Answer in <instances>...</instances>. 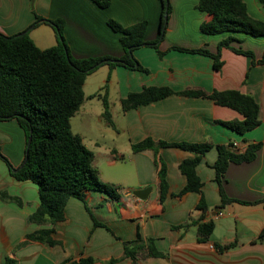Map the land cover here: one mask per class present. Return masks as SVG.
<instances>
[{
  "label": "crops",
  "instance_id": "crops-1",
  "mask_svg": "<svg viewBox=\"0 0 264 264\" xmlns=\"http://www.w3.org/2000/svg\"><path fill=\"white\" fill-rule=\"evenodd\" d=\"M243 1L248 14L264 22L260 1ZM170 3L159 49L146 45L133 51L148 72L101 66L87 76L83 105L71 121L72 131L94 153V164L103 180L121 188L119 200L104 192H90L86 203L79 198L69 200L63 222L45 226L30 223L29 216L40 205L38 187L31 181H18L4 160L15 169L22 166L26 133L15 119L0 121V153L4 158L0 157V263L11 257L19 264H80L88 259H92L91 264H264V238H260L264 231V64L258 63L264 56V37L230 31L207 35L202 23L211 17L196 8L199 0ZM162 6L161 0H110L106 8L93 0H0V32L5 36L28 32L38 48L48 49L57 46L59 38L45 19L62 20L63 36L73 58L120 59L124 55L121 34L112 30L108 21L113 19L123 27L146 22L144 39L153 43ZM38 17L42 20L34 26ZM228 37L235 39L230 48L219 49L220 42ZM177 48L220 53L221 68L216 69L214 59L206 54ZM233 49L252 52L253 56ZM105 86L113 125L104 118L102 100L91 98ZM151 86L167 87L175 93L123 111L122 101L127 95ZM187 90H200L206 95L222 91L250 95L259 105L261 124L237 133L222 121L243 120V115L207 97L180 94ZM148 138L156 143L232 144L235 153H243L250 144L263 146L254 161L231 164L227 169L224 193L237 201L221 210L214 170L216 147L207 151L196 167L203 184L201 192L176 197L187 185L179 166L194 155L170 146L133 151L132 145ZM161 165L166 168L167 183L163 201ZM146 188H150L146 198L130 193ZM201 198L206 211L198 208ZM209 221L215 223V230L207 241H199L197 223ZM180 225L187 228L175 230ZM49 228L54 229L55 245L37 241L23 244L27 235ZM138 237L144 248L133 259L125 255V245ZM148 239L163 257L147 255Z\"/></svg>",
  "mask_w": 264,
  "mask_h": 264
},
{
  "label": "trees",
  "instance_id": "trees-1",
  "mask_svg": "<svg viewBox=\"0 0 264 264\" xmlns=\"http://www.w3.org/2000/svg\"><path fill=\"white\" fill-rule=\"evenodd\" d=\"M101 8L108 7L110 0H93ZM162 1L161 24L157 39L147 43L144 39L147 23H137L130 27H123L117 21H108L109 27L121 34L124 55L120 59L104 56L98 58L75 59L70 54L68 44L63 36V21L45 19L59 38L57 46L40 49L30 38L28 32L15 36H5L0 32V121L15 119L26 133L27 149L24 162L17 171L0 153L11 170L12 176L18 181H31L38 187L39 201L35 212L29 216L30 223L40 226L55 225L65 220V207L71 198L85 201L90 192L107 193L113 200L122 196L119 185L103 180L100 171L95 166V155L87 149L82 137L72 131L71 119L79 112L84 102V84L89 74L97 71L101 66L108 65L111 69L124 66L129 69L148 72L141 66L133 55V51L146 45L159 49L164 38L165 29L171 12L170 0ZM264 6V0H259ZM207 12L211 19L202 23V31L207 35L223 32H246L253 37H264V22L255 20L247 10L243 0H199L196 7ZM167 16V20L165 19ZM42 19L37 18L38 24ZM234 38L228 37L219 44V49L229 47ZM191 53H202L214 59L216 69L221 68L220 53L211 54L206 49L187 50ZM236 53L252 55V52L233 49ZM162 53L159 51V55ZM253 56V55H252ZM264 64V56L258 61ZM175 92L167 87H146L142 92H132L122 101L123 111L148 105L156 100H162ZM106 86L91 98H99L104 106V118L113 125L109 103L106 96ZM187 97H207L215 104L231 108L241 115L243 120L230 122L222 121L226 127L237 133L249 132L261 124L260 108L257 101L250 95L238 91L214 92L206 95L200 90L180 92ZM30 139V143L28 141ZM177 147L188 151L194 158L187 159L179 166L180 171L187 179V185L176 197L190 192H201L203 184L197 174L196 167L207 151L216 147L218 152L214 164L216 181L220 186L221 204L219 209L237 200L228 198L224 193V178L231 164L250 163L255 160L262 143L250 144L243 153L232 151V144L215 145L213 143H164L148 138L132 145L134 152L160 147ZM17 169V168H16ZM161 179V201L166 196V168L161 165L159 170ZM6 198V194L2 193ZM86 203V201H85ZM199 210L206 211L207 205L201 198ZM95 225H99L95 222ZM186 225L176 226L175 230L186 229ZM215 230L213 221L197 223L199 241H207ZM54 229H41L26 236L23 244L31 241L55 245ZM260 238H264L262 231ZM147 255L154 258L163 257L153 243L148 239ZM229 248L232 245L227 246ZM126 256L133 259L144 248L138 237L134 243L125 245ZM92 259L80 261V264H91ZM0 264H19L11 257H7Z\"/></svg>",
  "mask_w": 264,
  "mask_h": 264
},
{
  "label": "water",
  "instance_id": "water-1",
  "mask_svg": "<svg viewBox=\"0 0 264 264\" xmlns=\"http://www.w3.org/2000/svg\"><path fill=\"white\" fill-rule=\"evenodd\" d=\"M33 2V0H31V3ZM165 19L167 20V16H165ZM30 143V139H29V141H28V144ZM18 170V168L17 169H13V171H17ZM149 192H150V188H146V189H144V190H140V191H134V192H131L130 191V193L131 194H133V195H135V196H137V197H139V198H146L147 197V195L149 194Z\"/></svg>",
  "mask_w": 264,
  "mask_h": 264
},
{
  "label": "rangeland",
  "instance_id": "rangeland-1",
  "mask_svg": "<svg viewBox=\"0 0 264 264\" xmlns=\"http://www.w3.org/2000/svg\"><path fill=\"white\" fill-rule=\"evenodd\" d=\"M104 70H105V69H104ZM91 80H92V78H91ZM94 80H95V79H94ZM94 102H97V101H94ZM77 115H79V114H76V116H74V118H77V117H78ZM71 121H73V119H71ZM78 122H79V120L73 122L74 130L77 129L76 123H78Z\"/></svg>",
  "mask_w": 264,
  "mask_h": 264
},
{
  "label": "built area",
  "instance_id": "built-area-1",
  "mask_svg": "<svg viewBox=\"0 0 264 264\" xmlns=\"http://www.w3.org/2000/svg\"><path fill=\"white\" fill-rule=\"evenodd\" d=\"M219 215H221L222 216V214L220 213Z\"/></svg>",
  "mask_w": 264,
  "mask_h": 264
}]
</instances>
